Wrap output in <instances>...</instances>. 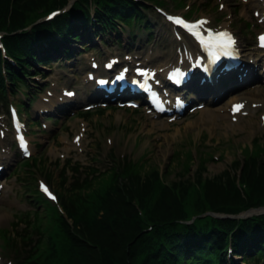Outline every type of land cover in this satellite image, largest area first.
Wrapping results in <instances>:
<instances>
[{"label": "trees", "instance_id": "trees-1", "mask_svg": "<svg viewBox=\"0 0 264 264\" xmlns=\"http://www.w3.org/2000/svg\"><path fill=\"white\" fill-rule=\"evenodd\" d=\"M64 1L0 0L3 42L16 61V65L4 62L10 81H22L33 67L30 59L44 61L50 50L68 52L64 41L79 39L78 29L90 22L80 2L67 15L49 22L39 20L47 9ZM99 4L105 13L96 14L94 31L97 26L113 28L114 18L130 24L143 16L131 0H99ZM4 94L0 68V97ZM184 147L183 167L177 166L172 181L160 176L154 164L142 168V162L126 161L119 170L95 176L93 187L86 178L80 182L77 177L64 186L66 177L61 171L60 203L70 223L46 202L41 212L36 209L33 215L39 236L34 250L30 247L22 253L18 264H223L228 239L242 258L264 259V212L244 218L198 216L206 210L236 213L239 207L264 205L262 143L255 142L251 151L243 146L240 158L208 176L204 171L210 153L199 151L192 179L184 173L192 158ZM173 154L178 159L181 155ZM180 160L175 159L177 165ZM87 195L93 198L91 203L85 200ZM135 203L150 225L138 215ZM193 215V221L186 223ZM57 224L61 231H56ZM23 232L20 242L26 246L32 238L29 231Z\"/></svg>", "mask_w": 264, "mask_h": 264}, {"label": "rangeland", "instance_id": "rangeland-1", "mask_svg": "<svg viewBox=\"0 0 264 264\" xmlns=\"http://www.w3.org/2000/svg\"><path fill=\"white\" fill-rule=\"evenodd\" d=\"M97 1L99 3V0ZM178 1L179 0H164L161 7L169 12L182 13L184 12V4L186 6L191 5L192 8L197 7L196 13H210L214 16V21L217 20L218 22L220 21V23H223V19H225L223 17L224 14L227 15L228 13L230 14V17L233 19L234 23L236 22V24L244 29V26L243 24H241V20L239 19V17L243 13V7L248 4H244L240 2V0H224L225 2L222 0V2L224 3V7H222L221 9L218 8L219 1L217 2V0H180L182 4H180V6H174ZM204 1H207V6L203 5ZM253 6L254 4L251 3L250 8ZM141 11L147 19H150L149 22L151 31L153 33V38L156 40L157 44L160 45V47L164 49L166 53L172 52L175 48L176 40H169V29L165 26V24H163L162 21L164 20L161 15L155 10L154 7L150 5V3H148L146 6H143ZM146 18L143 17L142 20L147 21ZM131 26L132 27H130L129 29L132 30L133 33H140L138 28L142 29V25H139V27L137 25ZM253 32L254 30H247L245 36H243L242 33L238 32L240 43L244 45L245 43H247V40H251ZM83 36H86V32L83 33ZM137 37L133 38L134 42H136ZM140 37V41H142V39L144 38V33H140ZM104 38L106 39L107 36L104 35ZM112 38L114 37L112 36ZM74 44L78 45V43ZM94 48L100 49V47L96 44ZM62 59L64 60L65 58L63 57ZM59 61L60 60L58 59L57 62ZM70 61L71 58L68 61H61L60 65L70 67ZM45 71L46 73H48L47 69ZM51 76L52 74L50 75V77ZM70 83L71 78L66 81L65 85H69ZM235 92V95H239L241 93H245L248 95L264 94V90L262 89L246 90L244 88H240ZM226 99H228V97L222 98L217 104L223 103V101ZM114 109L115 108H110V106H108L104 109L102 114H94L93 117L96 118V122H91L90 124L88 123L86 125L84 134L88 135V137H86L82 144L74 145L73 143L69 142L66 148L64 150H61V152L64 154L67 152L73 158H78L85 163L95 165L98 169L100 167L99 170L102 171L107 164L105 155L108 153V148L111 146L114 148V154L120 155L123 153H127L131 158L134 159V164L142 162V168H146L148 165L154 164L160 176L164 175L165 179H167L168 181H172V179L176 175L175 171L178 170L180 165L183 167L182 155L187 152L184 146L187 147V150L189 149L188 151L190 152L192 157L188 161V169L185 170L184 173L187 178L192 179L194 177V171L199 157V151H204L205 149L210 152L211 155L213 154V157H211V159L207 160L206 162V170L204 171V174L208 176L213 173H217L224 167L228 166L233 158H240L242 155L243 145L250 144L253 136H256L254 140L258 139L259 141H263L262 138L264 137V126H260L257 124L258 117L256 113L244 118L242 123L240 124V126L242 127L236 126V128L231 131L230 129H228L227 124H224V120H221V118L215 119L217 123L216 126L213 127L211 126L210 122H207V119L202 120L199 112L192 115L182 116L179 121H175L172 123L163 122L165 124L161 125L160 121H153V124H151V119L145 116L140 111H133L128 113L127 110L121 108H116L115 110ZM63 122L65 123L64 126L61 127V130H63L65 126L70 127H66V130H68V137L70 139L71 135L78 131V124L76 122L74 125H72V117L67 118L66 121ZM188 122H191L192 124L187 125ZM50 124V127H53V123L50 122ZM69 129H71V131H69ZM61 130H59L57 126H54L52 131L48 129L46 131L40 132L39 134V131L37 130V128H35L31 135V138L34 142V145L32 146V152L33 154L39 153L37 157L45 159V164L48 167L47 170L51 174L50 181L48 182L50 183V187L53 189L56 196L58 190L55 188V182L57 181L56 172L58 166H54L52 162L50 163L48 160L53 159L54 157V145L58 150H60L57 140L59 141V137L62 134ZM53 133L56 134L57 140L54 139L52 141L51 136ZM202 134H206V136ZM89 135L91 137H89ZM202 136L206 137V140H202ZM210 138H212L214 141H211ZM90 139V147L87 148L85 146V143ZM216 141H219V144L217 146H214ZM208 143H210L211 146ZM196 146L197 148H195ZM71 148L72 150H70ZM80 148H82V150L79 151ZM85 150H87V152ZM173 151H178L181 153L179 159L173 154ZM218 153H220V156L216 157ZM175 159L178 161L181 159L179 165H177ZM92 160L94 162H90ZM142 160H144L145 163ZM40 165L41 164H39L38 166L34 165L36 167L34 172L36 170L37 172L35 173V177L28 180L29 183L37 181L38 178H44L42 174L44 170L42 169L41 171V169H39ZM19 168L20 170L16 171L15 174H18L17 177L20 176V180L18 181V178L15 179L14 175L10 176L8 180L11 182L9 183V187L12 186V191H7L5 195L0 197V228L10 227V223L12 222V220H14L12 213H14L15 211H22L23 208L27 209L31 207L30 210L34 208V203H32L33 200L31 198L32 196H30L31 193H27V184L23 182V177L25 176L23 175L24 168ZM102 173L104 172H100L99 174L94 175L89 180L91 187L94 186L96 178L95 176L100 177L99 175ZM68 174L70 175V173ZM84 189H86V187ZM85 200L88 203H91L93 198H90L87 195ZM46 203L52 205L56 209V207L52 203ZM36 206L37 211L41 212L43 204L37 203ZM135 208L138 212V215L142 217V220L148 223L149 220L146 218V214H144V211L137 203H135ZM263 210L264 206L259 205L254 206L253 208L243 209L241 211V214L248 215L252 212ZM216 213H218L219 215L226 214L223 212ZM61 216L65 221L70 223V217L67 215L65 210L63 213H61ZM32 218L34 223L36 224L37 222H35L34 220V215H32ZM148 225H150V223H148ZM56 231H61L60 224H57ZM4 244L5 243L0 237V246H3ZM0 250H2L1 247ZM236 262L239 263V259H236Z\"/></svg>", "mask_w": 264, "mask_h": 264}, {"label": "snow or ice", "instance_id": "snow-or-ice-1", "mask_svg": "<svg viewBox=\"0 0 264 264\" xmlns=\"http://www.w3.org/2000/svg\"><path fill=\"white\" fill-rule=\"evenodd\" d=\"M55 15V14H53ZM169 20H173L176 24L182 25L184 28H186L189 32L193 33L196 35L198 38H200L201 43L204 44L205 46L209 44H222V45H229L233 43L232 38L230 37L229 34L227 33H217L215 34V37L210 36L207 40L203 39V37H200L199 34V27L205 23V21H197L195 24H188L184 22L182 19L179 17H169ZM262 44H264V37H261ZM243 106L242 105H235L233 108V111H239ZM22 141V138H21ZM23 143V141H22ZM42 189L45 193H47L49 196H51V193L48 191L46 187L42 185ZM53 199H55L54 196H52Z\"/></svg>", "mask_w": 264, "mask_h": 264}, {"label": "bare ground", "instance_id": "bare-ground-1", "mask_svg": "<svg viewBox=\"0 0 264 264\" xmlns=\"http://www.w3.org/2000/svg\"><path fill=\"white\" fill-rule=\"evenodd\" d=\"M164 61H166V60H164ZM164 61H162L161 63H158V66H162L163 65V62ZM209 92L210 91H212V89L211 90H208ZM199 92H202V90H200ZM221 94V93H220ZM219 94V95H220ZM218 95V96H219ZM252 96H255L254 94H252V95H250V96H248V97H246V96H242V97H240V100H242V99H245V100H247L246 101V106H249V105H247V104H250V101H255V102H257L258 104H260V105H264V94H262V95H257V99H253L252 98ZM231 100H235V97L233 98H230V101ZM226 102H224L223 103V107H226L227 106V104H225ZM200 114L202 115V117H206L210 122H212V120L214 119V118H216L217 116H221V117H223V116H225L226 115V111H224V114H220L217 110H216V108H213L212 106H209V105H207V106H204V107H201V109H200ZM151 124H153V121H152V123ZM190 124H192L191 122H188L187 123V125H190ZM228 125H232L231 123H228ZM1 217V216H0Z\"/></svg>", "mask_w": 264, "mask_h": 264}]
</instances>
